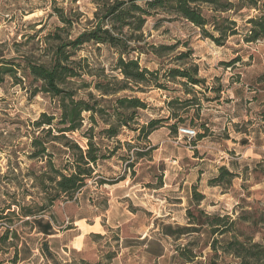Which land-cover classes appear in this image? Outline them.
<instances>
[{"label": "rangeland", "instance_id": "rangeland-1", "mask_svg": "<svg viewBox=\"0 0 264 264\" xmlns=\"http://www.w3.org/2000/svg\"><path fill=\"white\" fill-rule=\"evenodd\" d=\"M53 7L65 13L71 11L72 19L75 18L69 30L71 35L92 26L93 0H0V59L17 63L26 59L45 60L40 39L60 25L56 17L51 16ZM159 18L147 21L139 48L145 46L144 43L187 42L192 55L185 62L198 67V77L205 80L207 90L194 87L195 93L185 96L178 84H171L167 91L136 93L135 96L149 106L147 111L139 112L138 123L167 117L168 101L193 95L194 100L203 103L200 113L206 117L201 118L210 117L216 128H210L214 131L208 128L206 137L196 144L178 131L170 134L167 128L159 129L142 143L136 141L137 133L128 129L116 138L98 142L102 128L101 125L94 128V142L106 155L114 153L99 163L93 178L83 189L84 199L93 200L95 207L86 206L83 212L88 215L87 220L76 224L81 237L73 245L82 252L71 251L65 256L58 251V256L55 255L48 250L54 246L46 245L29 221L12 216L4 223L12 227L16 236L9 235L1 242L0 264H82L83 259L86 264H181L176 250L191 238L197 239L196 252L203 260L210 254L204 247L211 239L204 229L178 242L161 237L165 227L186 225L187 210L195 206L194 190L203 195L198 208L208 215L229 216L236 220L241 210H253L257 218L264 217V128L259 125L264 121V42L245 43V33L240 32L229 38L223 47H216L202 39L199 31L186 22L157 21ZM41 28L44 31L38 33ZM184 51L183 45H179L169 56ZM78 55L94 66L105 68L107 74L117 76L111 72L118 58L113 50L87 45ZM169 56L158 61L152 55H141L140 64L153 69L159 62L165 70L170 65ZM24 88L12 81L0 86V207L17 200L21 207L36 212L44 195L38 181H32L30 174L45 171L44 162L48 157L30 159L33 152L30 142L33 137L47 142L50 136L57 134H42L31 124L42 113L56 114L57 108L55 101L42 95L28 99L29 91ZM194 110H187L185 115L180 113L186 116V121L178 128L193 126L203 133L200 124L204 122H198ZM172 123L171 120L168 124ZM225 125L228 127L223 128ZM68 137L82 147L86 144L79 133ZM47 147L55 166H60L66 159L60 143L54 142ZM136 154L143 157L139 159ZM222 163L237 176L231 185H227L226 179L221 186L209 185L210 180L218 176L216 166ZM131 164L134 166L129 167ZM103 179L122 181L100 186ZM107 191L113 195L109 198V206ZM13 210L20 213L15 207ZM97 215L100 218L92 222V217ZM76 217L75 206L68 208L66 203H56L52 209L37 213L40 220L51 219L60 232L74 226ZM255 231L254 241L264 243V222L258 223ZM89 232L98 237L90 236ZM2 233L0 229V235ZM69 235H76V232ZM67 239L58 237L57 248ZM143 240L152 241L146 246ZM160 249L163 257L157 259L154 255Z\"/></svg>", "mask_w": 264, "mask_h": 264}, {"label": "trees", "instance_id": "trees-1", "mask_svg": "<svg viewBox=\"0 0 264 264\" xmlns=\"http://www.w3.org/2000/svg\"><path fill=\"white\" fill-rule=\"evenodd\" d=\"M93 3L95 11L90 22L92 26L76 35L69 32L75 19H72L71 11L65 13L61 8H52L51 16L56 17L60 25L39 38L45 60L26 59L17 63L15 60L0 59V86L12 81L29 91L28 99L42 95L55 101L57 108L56 114L42 113L31 124L34 130L42 134H57L50 136L52 138L47 142L38 137H33L30 142L33 148L30 159L48 157L44 162L45 171L30 174L32 181H38L44 198L36 212L21 207L17 200L14 203L6 202L0 207V229L3 230L0 244L9 235L16 236L12 233V227L4 223L12 216L29 221L38 234H54L53 221L40 220L37 213L52 209L56 203L75 202L80 192L87 187V181L93 178L99 163L114 153L111 151L106 155L100 145L94 142L93 131L99 125L102 129L98 134L102 137L98 142L116 138L124 129L136 132L138 143L147 141L161 128H167L172 135L181 129H193L196 132V136L191 139L193 144L206 137L208 126L205 123L200 124L203 133L193 126L178 128L186 121V116L180 113L185 115L189 109H195L196 119L200 122V112L204 106L200 100H194L193 95L183 100L175 98L168 101L167 117L138 123L139 112L147 111L149 106L136 97V93L167 91L168 85L178 84L181 93L189 96L194 92V87L205 86V80L198 77V67L185 62L192 55L187 42L158 45L144 43L145 46L139 48L143 29L150 18L161 17L157 21H184L197 29L202 39L216 47H223L229 38L240 32L245 33V43L264 42V0H93ZM237 20L242 24L238 25ZM43 31L44 28H41L38 33ZM87 45L105 46L118 54L111 68V72L117 76L107 74L105 68L94 66L87 58L78 55ZM179 45H183L185 51L169 56ZM147 54L158 61L163 56H169V67L162 70L163 63L159 62L158 67L153 69L142 66L140 57ZM174 62L179 65L172 66ZM171 120L173 123L168 124ZM75 133L85 139L84 147L68 137ZM54 142L60 143L66 157L58 167L47 147ZM136 156L139 159L143 157L142 154ZM236 176V173L221 166L218 176L210 180L209 185L221 186L223 179H226L227 185H231ZM120 181L122 179H103L99 185H114ZM192 198L195 206L193 210H187L186 225L165 227L161 237L178 242L204 229L211 236L210 242L204 247L209 249L210 254L201 260L202 256L196 252L199 248L197 239L191 238L176 250L181 264H264V243L254 241L255 228L258 223L264 222V217L257 218L253 210H241L236 220L229 216L208 215L198 208L204 199L203 195L194 190ZM14 207L20 213L14 212ZM143 241L147 246L152 240ZM162 255L160 249L154 256L159 258Z\"/></svg>", "mask_w": 264, "mask_h": 264}, {"label": "crops", "instance_id": "crops-1", "mask_svg": "<svg viewBox=\"0 0 264 264\" xmlns=\"http://www.w3.org/2000/svg\"><path fill=\"white\" fill-rule=\"evenodd\" d=\"M201 116H203V117H206V115L205 114H202ZM201 118L200 117V120L199 121H202L203 120V122L208 126V128L210 129V128H216L214 125H212L211 123L213 122V120L209 117V118ZM206 121H208V123H210L211 125L209 126L208 124H207V122ZM233 123V122H232ZM220 125V124H219ZM226 125H228V124H226ZM224 126L223 128H226V127H228V126ZM259 125H260V128H264V121H261L260 123H259ZM162 129H166V128H162ZM210 131H214V130H212V129H210ZM258 131H259V129H258ZM258 131H255V132H258ZM254 132V133H255ZM199 142H201V141H199ZM195 159V158H194ZM203 160V159H202ZM235 168H236V164L234 163V164H232ZM221 166H224L225 168H227V166L224 164V163H222V164H220L219 166H216V168H215V171L219 168V167H221ZM228 169V168H227ZM229 170V169H228ZM199 171H201V170H199ZM230 171V170H229ZM202 172V171H201ZM235 173V172H234ZM106 197L108 198L107 200V204H108V206H109V204L111 203L110 201H109V198H111L113 195H112V193L111 192H109V191H107L106 192ZM84 190H82L81 192H80V194L78 195V197H77V200L75 201V202H72V203H67L66 205H67V207L68 208H71L72 207V205H74L75 206V210H76V215H78V217H76V218H74V220H73V225L74 226H72L71 228H68V229H64V231H58V229L55 227V226H53V231H54V234L53 235H49V236H43L42 234H38V235H41L42 236V238H43V241L45 242V243H47L46 245H50V244H52V246H54L52 249L51 248H48V250L49 251H52L53 253H55V255H57L58 256V251H61L65 256H67V254L66 253H70L71 251H74L75 253H81L82 252V250H80V249H76L75 247H74V241H76L77 239H79L80 237H81V235H79V233H78V228H77V226H76V224L77 223H81V222H85L86 220H87V217H88V215L87 214H85L83 211H84V208L86 207V206H89V208H92V207H95V205H93L92 203H93V200H89L88 199V197L87 198H85L84 199ZM89 204V205H88ZM100 217H99V215H97V216H94V217H92V222L93 221H95V220H97V219H99ZM178 224V223H177ZM178 225H180V226H182L181 224H178ZM71 232H76V235H72V236H70L69 235V233H71ZM89 235L90 236H94L95 234H94V232H89ZM60 236H64V237H68V239H67V241L66 242H64V244H62L61 246H60V248H57V246H56V242H57V239H58V237H60ZM83 245V240H81V246ZM163 256H161V257H159V258H157V259H161ZM82 261H84V259L82 260ZM63 262L64 263H66L67 262V260H63Z\"/></svg>", "mask_w": 264, "mask_h": 264}, {"label": "built area", "instance_id": "built-area-1", "mask_svg": "<svg viewBox=\"0 0 264 264\" xmlns=\"http://www.w3.org/2000/svg\"><path fill=\"white\" fill-rule=\"evenodd\" d=\"M179 132L182 136L190 140L196 136V132L193 129H181Z\"/></svg>", "mask_w": 264, "mask_h": 264}]
</instances>
